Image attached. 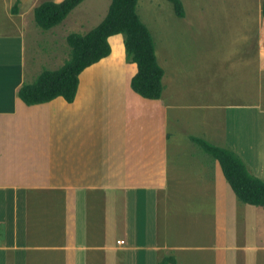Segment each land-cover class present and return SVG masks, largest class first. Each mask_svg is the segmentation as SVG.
I'll return each mask as SVG.
<instances>
[{
    "label": "crops",
    "instance_id": "0c3cea01",
    "mask_svg": "<svg viewBox=\"0 0 264 264\" xmlns=\"http://www.w3.org/2000/svg\"><path fill=\"white\" fill-rule=\"evenodd\" d=\"M45 1L62 0H0V264H157L166 256L175 264H264V206L240 202L219 162L191 140L209 131L185 119L166 70L160 98L131 89L137 67L125 61L120 33L107 38L108 56L80 72L72 102L19 98L37 74L27 41L32 54L50 53L56 43L42 52L39 37L67 21L87 28L94 16L69 13L39 32L33 11ZM146 5L137 0L139 17ZM258 22V64L246 45L250 21L227 48L233 74L218 91L233 98L222 105L223 139L214 145L264 180V106L250 98L253 84L264 88V15Z\"/></svg>",
    "mask_w": 264,
    "mask_h": 264
},
{
    "label": "rangeland",
    "instance_id": "374dc122",
    "mask_svg": "<svg viewBox=\"0 0 264 264\" xmlns=\"http://www.w3.org/2000/svg\"><path fill=\"white\" fill-rule=\"evenodd\" d=\"M149 1L150 5L145 6V11L138 8V12L153 37L157 57H160L158 61L161 62L159 64L164 71L166 70L170 83L168 88L174 95L173 100L185 115V119H194L200 134L209 131L204 135L208 142L218 144L223 139L222 105L230 101V97L233 98L228 91L221 93L218 91L222 88L219 87V82H223V89H226L228 78L233 74L225 65L227 48L235 40L232 38L235 37L234 30L244 31L246 27L243 22L250 21L252 39L247 40L246 45L249 43L253 48V65L259 63L254 47L257 44L258 21L263 16L261 13L263 0H181L185 8L184 17H178L172 4L167 0ZM105 2L107 0H83L69 13L74 16L72 19H82L81 15L85 14L94 15L88 23L89 27L91 22L95 24L104 17L107 11ZM147 7H150V11L146 9ZM248 15L250 19L247 18ZM70 25L68 21L64 22L52 36L37 39L39 41L37 46L39 44L42 52L47 51L51 44L49 41H54L55 52L32 54L34 47L27 41L26 59L28 67L35 68L32 73L38 74L42 68H57L68 58L69 47L64 33L74 31L81 33L88 28L84 23L79 24L84 28L77 26L74 29ZM36 31L44 33L45 29L39 28ZM216 47H220L223 53H219V48L215 49ZM252 87L250 98L253 104L264 106V88L254 84ZM232 88L240 90L242 87ZM248 89L250 90V85ZM199 93L202 95L201 98ZM201 153L207 155L203 151Z\"/></svg>",
    "mask_w": 264,
    "mask_h": 264
},
{
    "label": "trees",
    "instance_id": "16d2710c",
    "mask_svg": "<svg viewBox=\"0 0 264 264\" xmlns=\"http://www.w3.org/2000/svg\"><path fill=\"white\" fill-rule=\"evenodd\" d=\"M82 1L42 2L34 8V22L42 29H50L60 24ZM167 1L178 17L185 16L181 0ZM136 3L137 0H110L106 15L96 26L83 34L68 33L65 37L68 58L55 69L42 68L32 82L21 85L17 92L19 98L27 105L43 103L57 96L72 102L80 72L109 55L107 38L118 33L123 37L126 61L137 67L130 79L131 89L147 99L160 98L164 70L157 60L153 37L136 11ZM261 13L264 15V0ZM191 140L219 162L226 181L240 202L264 206V180L255 176L236 152L201 137H191ZM157 264L175 262L171 256H166Z\"/></svg>",
    "mask_w": 264,
    "mask_h": 264
},
{
    "label": "built area",
    "instance_id": "2783aa9c",
    "mask_svg": "<svg viewBox=\"0 0 264 264\" xmlns=\"http://www.w3.org/2000/svg\"><path fill=\"white\" fill-rule=\"evenodd\" d=\"M118 243H123V241L122 240H119Z\"/></svg>",
    "mask_w": 264,
    "mask_h": 264
}]
</instances>
